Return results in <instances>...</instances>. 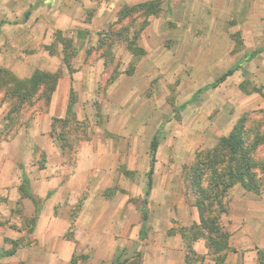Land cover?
I'll return each mask as SVG.
<instances>
[{"label":"crops","instance_id":"crops-1","mask_svg":"<svg viewBox=\"0 0 264 264\" xmlns=\"http://www.w3.org/2000/svg\"><path fill=\"white\" fill-rule=\"evenodd\" d=\"M148 1L0 0V68L21 79L36 70L59 75L44 108L11 137H0V253L16 264L25 255L30 257L26 264H71L72 257L75 264H112L117 258L124 264H261L264 194L239 183L228 189L225 209L217 216L228 237L224 246L214 247L206 217L181 173L189 167L185 171L180 162L195 158L194 151L179 154L172 142L164 159L157 137L145 194L147 182L143 185L142 179L150 169L145 144L156 137L161 122L152 131H142L143 123L131 133L125 119L115 121V110L120 109L112 100L117 86L99 89L107 59L89 48L123 19L122 8ZM170 6L172 15L162 2L157 13L144 14L138 38L142 62H161L154 51L162 47L168 19L181 26L210 12H234L241 14L235 26L244 43L238 65L247 63L249 71L263 75L264 0H170ZM65 58L74 67L70 74L59 70ZM261 85L256 86L264 93ZM131 90L129 86L122 91ZM71 93L73 125L84 119L91 132L75 135V143L64 146V122L59 120L68 117ZM4 95L0 89V110L7 104ZM96 99L99 113L92 106ZM136 141L141 142L138 147Z\"/></svg>","mask_w":264,"mask_h":264},{"label":"rangeland","instance_id":"rangeland-1","mask_svg":"<svg viewBox=\"0 0 264 264\" xmlns=\"http://www.w3.org/2000/svg\"><path fill=\"white\" fill-rule=\"evenodd\" d=\"M159 2L163 5L167 3V10L172 15L170 0ZM219 14L220 12H210V15L204 16L205 18L202 16L196 22L193 20L181 26H177L171 18L168 19L162 35V47L154 51L161 55V62L159 60L142 62L144 54H140L141 51L137 48L142 49L138 38L146 19L144 13L139 10L133 11L122 20L115 21L114 26L101 36L100 44L89 48L94 54L101 52L107 59L105 68L107 74L100 78L99 89L109 84L117 86L112 98L115 106L120 108L115 110L117 111L114 113L115 121L121 122L125 119L126 129L131 133L134 127L137 126L138 130L143 123L142 131H152L161 122L155 138H159L164 159L166 150L172 142L179 154L186 151L190 155L194 151L195 157L198 153L215 147L218 139L227 135L233 123L244 115L249 120L246 122V126H249V137L254 136L256 130L264 131V93L253 90L258 89L256 85L263 87L261 84H264V68L259 72L263 75L257 76V71L255 73L249 71V64L245 63L243 67L238 65L244 58L241 30L235 26L241 14L234 12L227 13L228 16ZM223 18H227L226 22ZM135 32L136 38L133 36ZM130 39L135 46L133 48L130 47ZM152 46L150 45L151 48ZM49 47L53 48L54 45L51 43ZM68 50L74 54L71 46ZM262 60L263 57L260 62ZM70 65L64 62L59 68L60 72L66 71L68 74L74 72L73 65L71 63ZM230 69L233 72L224 80L217 82L218 78ZM129 70L131 72H128ZM2 81H4L2 85L6 83L5 79ZM129 86L132 89L130 94L122 91ZM3 87H0L1 90ZM40 91L41 88L31 101L25 104L22 102L23 105L18 109L15 107L11 109L16 102L15 98L4 95L2 100L7 104L0 110V137H11L21 125L27 124L30 115L44 108L46 103ZM98 100L96 99L92 105L98 110L96 113L101 112ZM62 131L63 145L69 146L75 143L73 142L75 135L91 132L90 122L84 119L77 121L75 125L73 122H67ZM151 140L152 138H148L145 144L147 152L150 150ZM140 143L136 141V147ZM141 148L144 149L142 144ZM255 150L254 156L257 159H264V143L258 144ZM194 159L190 157L184 164L183 161L180 162L184 165L185 171L192 167ZM181 173L184 176L190 174L189 171ZM208 175L209 173L205 178H208ZM142 181L145 185L147 178H143ZM262 194L263 189L257 195ZM137 200L140 202L139 198ZM20 258L18 264L30 261V257L26 255ZM12 260L14 259L10 256L3 257L0 253V264H16ZM133 261L136 262L135 259Z\"/></svg>","mask_w":264,"mask_h":264},{"label":"trees","instance_id":"trees-1","mask_svg":"<svg viewBox=\"0 0 264 264\" xmlns=\"http://www.w3.org/2000/svg\"><path fill=\"white\" fill-rule=\"evenodd\" d=\"M159 4V0H150L132 7H124L120 10L119 19L136 10L141 11L145 15L155 14L159 10ZM133 36L136 38L137 32ZM131 42L132 40L130 39V47H135ZM137 50L141 51L140 54H144L143 49L137 48ZM251 56L249 54V57ZM65 63L70 66L67 58H65ZM128 72H131V70ZM232 72L231 69L227 70L218 78L217 82L224 80ZM57 78L58 75L55 73L36 70L29 78L21 79L7 69L0 68V87L4 86V94L14 97L16 100L11 109L14 107L18 109L21 105L31 101L39 88L42 89L40 92L44 97L45 103H47L56 85ZM3 79H5L6 83L2 85ZM257 88L253 90L261 92V89ZM74 101L75 95L71 93L68 104V117L59 120L64 122V126L75 118L72 110ZM22 102L24 103L22 104ZM56 120L58 119L56 118ZM247 120L245 115L239 117L228 134L218 139L215 147L198 153L192 167L188 169L190 174L187 173L185 177L189 194L192 195L195 203L201 207L206 217V219L203 218V222L210 231L209 238L216 248L224 246L228 237V234L217 223V216L225 209L223 199H225L228 189L239 183L245 190L256 194L260 193L262 189L264 190V159H257L254 156L258 144L264 143V131L259 132L256 130V134L249 137V126H246ZM257 126L256 129H258ZM157 145L158 141L153 137L150 145V169L147 173V183L144 187L145 194L148 193L150 188ZM208 173V178H205ZM213 233H217L218 236L213 237ZM75 261V257H72L71 264H75ZM112 264H124V260L117 258ZM261 264H264V255H262Z\"/></svg>","mask_w":264,"mask_h":264}]
</instances>
